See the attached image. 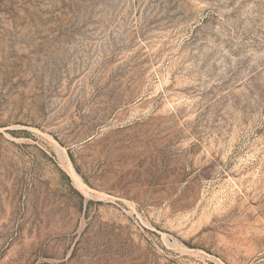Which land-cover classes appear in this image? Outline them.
<instances>
[{"label": "rangeland", "instance_id": "obj_1", "mask_svg": "<svg viewBox=\"0 0 264 264\" xmlns=\"http://www.w3.org/2000/svg\"><path fill=\"white\" fill-rule=\"evenodd\" d=\"M0 264H264V0H0Z\"/></svg>", "mask_w": 264, "mask_h": 264}]
</instances>
